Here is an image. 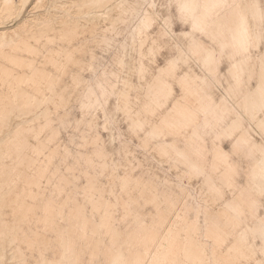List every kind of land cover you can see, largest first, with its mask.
Masks as SVG:
<instances>
[{
    "label": "rangeland",
    "instance_id": "1",
    "mask_svg": "<svg viewBox=\"0 0 264 264\" xmlns=\"http://www.w3.org/2000/svg\"><path fill=\"white\" fill-rule=\"evenodd\" d=\"M3 30L0 264L264 261V0H0Z\"/></svg>",
    "mask_w": 264,
    "mask_h": 264
},
{
    "label": "bare ground",
    "instance_id": "2",
    "mask_svg": "<svg viewBox=\"0 0 264 264\" xmlns=\"http://www.w3.org/2000/svg\"><path fill=\"white\" fill-rule=\"evenodd\" d=\"M80 1V0H79ZM93 1V0H92ZM82 2V1H81ZM79 3V2H78ZM10 5V4H9ZM80 5V4H78ZM12 6V5H11ZM9 35H7V31L6 30H3V31H0V41H2L3 39L5 38H8Z\"/></svg>",
    "mask_w": 264,
    "mask_h": 264
},
{
    "label": "crops",
    "instance_id": "3",
    "mask_svg": "<svg viewBox=\"0 0 264 264\" xmlns=\"http://www.w3.org/2000/svg\"><path fill=\"white\" fill-rule=\"evenodd\" d=\"M189 113H190V112L184 111V115H185L186 117H189V116H190Z\"/></svg>",
    "mask_w": 264,
    "mask_h": 264
},
{
    "label": "snow or ice",
    "instance_id": "4",
    "mask_svg": "<svg viewBox=\"0 0 264 264\" xmlns=\"http://www.w3.org/2000/svg\"><path fill=\"white\" fill-rule=\"evenodd\" d=\"M261 264H264V261H261Z\"/></svg>",
    "mask_w": 264,
    "mask_h": 264
}]
</instances>
